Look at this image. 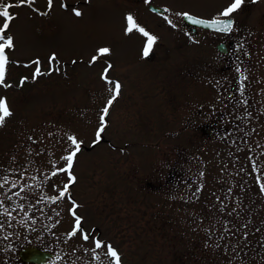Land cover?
Instances as JSON below:
<instances>
[{
	"label": "rangeland",
	"instance_id": "1",
	"mask_svg": "<svg viewBox=\"0 0 264 264\" xmlns=\"http://www.w3.org/2000/svg\"><path fill=\"white\" fill-rule=\"evenodd\" d=\"M152 1L197 13L225 2ZM61 4L53 0L49 10L48 0H35L36 8H15L6 33L14 38L15 47L6 51L15 63L5 79L10 87L0 86L12 112L0 127V264L16 256L19 244L31 242L53 252L44 264H114L107 243L122 264H264V191L257 182L258 175L264 181V143L249 135L244 171L219 145H176L180 110L197 102L191 89L195 64L190 56L181 59L193 47L184 45L174 60L150 61L143 56V34L126 31V6L83 7L76 16ZM137 14L140 19L132 17L147 31L167 30L161 15L145 5ZM104 47L109 54L85 62ZM53 54L83 59L50 64ZM36 60L44 73L60 71L33 79ZM175 72L184 80L164 90ZM115 82L120 94L105 118L103 138L94 143ZM71 136L82 142L72 169L76 181L56 199L70 183L57 169L66 167L63 157L74 150ZM179 163L182 180L168 182L167 170ZM73 202L88 240L70 235ZM95 239L105 246L95 248Z\"/></svg>",
	"mask_w": 264,
	"mask_h": 264
},
{
	"label": "flooded vegetation",
	"instance_id": "2",
	"mask_svg": "<svg viewBox=\"0 0 264 264\" xmlns=\"http://www.w3.org/2000/svg\"><path fill=\"white\" fill-rule=\"evenodd\" d=\"M61 1L67 3V8L75 7L78 10L83 7L99 10L100 6L103 8L107 6L113 10L119 5H124L129 9V15L134 16L136 20L141 17L137 14L139 5H145L159 13L162 21L167 25V30L163 33L149 31L158 37L153 51L148 56L149 60H174L177 56H182L180 50L184 45L193 47V53L181 59L190 56L195 64L191 71L193 79L191 89L194 92L193 100L197 102L190 111L180 110V124L176 131L181 136L176 145L183 147L190 143L202 145V141H208L210 145H219L220 151H224L225 156L241 165L242 171L247 169L245 163L249 135L253 134L257 141L260 140L261 142L258 141L260 145L264 143V0L258 2L245 0L242 8L232 14L235 27L231 33L217 32L199 24H192L177 14L189 13L197 18L212 19L233 0H225L224 3L218 4L215 11L209 13H197L186 9L172 11L167 6L156 4L152 0ZM4 2L18 3V0H4ZM19 7H13L10 12L16 14L14 9ZM31 7L36 8L35 3ZM253 17L255 19H252ZM169 20L175 27L168 23ZM145 44L146 37L143 36L141 44L143 49ZM157 47L163 49V54L156 52ZM93 56L95 55H91V58L85 62L91 63ZM56 57L57 61L51 64L57 65L61 62L66 65L83 59V57L75 58L73 55ZM67 57L70 58L69 62ZM178 74L179 72L172 74V77L175 76L173 77L175 82L172 79L170 83H166L169 80L168 75L164 81V90H169L170 86L184 80V73L180 76H177ZM215 149L217 150V147ZM184 159L185 155L182 154V163ZM178 166L179 168L175 169L172 165L171 169L167 170L168 182L174 180L179 183L182 180L184 167L181 163ZM215 175L216 173H213V176ZM25 245H36V243L19 244L16 256L8 255L5 264H36L19 257L18 252Z\"/></svg>",
	"mask_w": 264,
	"mask_h": 264
},
{
	"label": "snow or ice",
	"instance_id": "3",
	"mask_svg": "<svg viewBox=\"0 0 264 264\" xmlns=\"http://www.w3.org/2000/svg\"><path fill=\"white\" fill-rule=\"evenodd\" d=\"M253 2H258V0H253ZM34 3H35V0H18V3H6L4 2V0H0V17L4 18V23L2 26H0V86L10 87V85L5 84V79H6V75L8 72V65L10 63H15L14 61H11L9 59V56L6 51V50L13 49L15 47L14 38L11 35H6L7 31L10 28L11 22L16 18V14L11 13L10 9L13 7H17V6H23L25 4L31 6ZM244 4H245V0H233V2L228 7H226L221 13H219L216 17L210 20L200 19V18L192 16L189 13H182V14H177V15L183 16L184 18L190 20L193 24L203 25L217 32L231 33L235 27V19L233 18L232 14L240 10ZM52 6H53V0H48L49 10H51ZM61 6L65 8L68 7L67 3H62ZM73 11L76 16L82 15V12L76 9L75 7L73 8ZM41 14L45 15L47 13H41ZM127 21H128V27L126 31L128 33H131L135 29V30H138L140 33H142L144 37H146V44L143 49V56L148 57L153 51V46L156 44L158 37L151 34L144 27L139 26L131 15L127 17ZM168 23L172 27H175V25L172 23L171 20H169ZM97 53H98L97 56L92 57L91 63H95L101 56L105 54H109L110 49L107 47L99 48L97 50ZM49 61H50V64L54 61H57V57L55 56V54L49 57ZM33 63L37 65L36 71L33 74V79L41 75L50 74L52 71H60L59 67H50L49 72L44 73L40 70L39 60L33 61ZM73 63H75V61ZM111 67L112 65L108 64L107 68H105L104 70V74L102 78H104L105 80H108L107 73L109 69H111ZM24 79H27V78H24ZM24 79L21 80L20 82L21 85L24 83ZM108 82L113 83L112 81H108ZM120 89H121L120 83L115 82L114 94L112 98L108 101V104L102 110V115L100 117L101 124L96 132L97 140L94 141V143H98L103 138L102 133L105 131V127L107 124V121L105 118L109 114V108L112 106L113 101L120 94ZM11 115H12V112H11L9 103L7 101V98L0 97V127L4 126L6 118L10 117ZM69 140L74 145V150H72L66 157H63V159L67 161V165L65 168L57 169V172H66L69 176L70 183L64 186V189L60 192L59 197H57L56 199L64 198L65 195L68 193V189L71 186V184H74L76 181V177L72 174V169H73V165L77 157V154L81 151L82 142L78 141L75 136L69 137ZM253 168L257 172L260 171V168L257 166L255 161H253ZM57 172H53L52 175L55 176ZM257 182L259 183L261 190L264 191V181H261L259 175L257 176ZM73 204L74 206L72 209H70V212L75 218V224L73 227V231L70 233V235L75 236L79 233V234H82V238L84 240H88L90 238L89 234L86 231H84L82 228L83 218L77 215L76 213V209L79 207V205H76L75 202H73ZM103 246H105V242L101 241L100 239H95V248L99 249ZM106 247H107V255L113 258L114 264H122L121 256L118 250L115 249L111 245V243H107Z\"/></svg>",
	"mask_w": 264,
	"mask_h": 264
},
{
	"label": "water",
	"instance_id": "4",
	"mask_svg": "<svg viewBox=\"0 0 264 264\" xmlns=\"http://www.w3.org/2000/svg\"><path fill=\"white\" fill-rule=\"evenodd\" d=\"M154 7L159 8L158 6H154ZM204 20H210V19H204ZM188 22L192 23L190 20H188ZM18 255L24 261L34 262L36 264H42L45 263V261L53 255V253L51 251L42 249L36 245H25L22 248H20Z\"/></svg>",
	"mask_w": 264,
	"mask_h": 264
}]
</instances>
